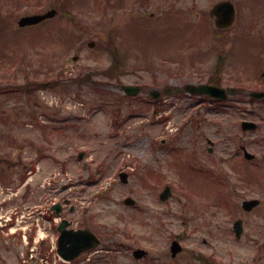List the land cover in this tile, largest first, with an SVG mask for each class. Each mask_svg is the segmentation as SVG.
Wrapping results in <instances>:
<instances>
[{
  "label": "rangeland",
  "instance_id": "1",
  "mask_svg": "<svg viewBox=\"0 0 264 264\" xmlns=\"http://www.w3.org/2000/svg\"><path fill=\"white\" fill-rule=\"evenodd\" d=\"M59 1L0 0L13 37L0 44V186L15 194L30 162L39 166L0 214L22 200L28 212V195L39 201L50 182L52 200H70L64 216L100 240L70 264H264V100L247 95L264 86V0H229L235 19L225 30L210 14L223 0ZM50 8L52 20L18 28L22 15ZM213 72L230 91L226 101L184 89L213 80ZM120 84L143 90L126 97ZM150 89L165 95L153 101ZM241 120L258 128L242 132ZM241 145L254 160L244 159ZM164 186L172 197L161 202ZM126 197L135 207L122 204ZM249 198L261 204L246 214L240 204ZM176 235L184 250L172 259ZM25 245L0 233V264H35L26 262ZM135 248L148 256L134 260ZM42 250L31 255L36 264Z\"/></svg>",
  "mask_w": 264,
  "mask_h": 264
},
{
  "label": "water",
  "instance_id": "2",
  "mask_svg": "<svg viewBox=\"0 0 264 264\" xmlns=\"http://www.w3.org/2000/svg\"><path fill=\"white\" fill-rule=\"evenodd\" d=\"M214 12H217L218 14L222 12L223 13L222 18L225 23L224 25L227 26L230 24L232 20V15H233V11L230 5L217 6ZM54 15H55V11L50 10L43 15H33V16L23 17L20 19L18 24L19 26L36 24L46 18L54 17ZM124 90L130 95H134L138 91L136 87H129V86L124 87ZM189 90L192 93L207 94L213 98L220 99V100H224L227 97L224 89L217 88V87L210 86V85H200L196 88L190 86ZM156 94L153 95V97H156L157 96ZM249 96L254 99H261L264 97V93L263 92H250ZM241 127L243 131L256 129L255 124L248 123V122L242 123ZM245 157L251 158V156L248 155L246 152H245ZM120 177H121L122 182L126 181L125 174H121ZM168 192H169L168 188H165L163 192L159 195L160 200H166L169 195ZM123 203L127 206L134 205V201L130 198L125 199ZM258 203L259 202L257 200L245 201L243 202V209L246 211H250L252 208L257 206ZM54 208L56 209V212L58 213L59 212L58 205H56ZM65 225L66 223L63 222L58 228L61 234L58 238L57 252L60 254V256L63 259L72 260L76 256H78L81 252L91 249L92 247L98 244V241L96 240V238L90 231L88 230H80L76 232L65 231L63 230ZM234 232H235L236 237L239 238L242 232L241 221L238 220L234 223ZM180 251H181V248L179 247L177 242H173L170 247L171 256L175 257L176 254L179 253ZM132 255L135 259H141L142 257L146 255V252L141 249H137L132 252Z\"/></svg>",
  "mask_w": 264,
  "mask_h": 264
},
{
  "label": "flooded vegetation",
  "instance_id": "3",
  "mask_svg": "<svg viewBox=\"0 0 264 264\" xmlns=\"http://www.w3.org/2000/svg\"><path fill=\"white\" fill-rule=\"evenodd\" d=\"M1 16V15H0ZM5 23V21L0 17V42L2 43V44H4V43H9V41L11 40H13V37H9L8 35H7V31H6V23ZM222 82V81H221ZM219 83V82H218ZM220 84V83H219ZM9 88L7 87V88H3V90H2V93H8V91L10 92V90H8ZM207 143H209V139H207ZM211 145H213V142H211ZM240 148V150H241V152H242V154H243V151H244V146H240L239 147ZM67 188H68V186H64L63 188H62V190H67ZM52 192H53V190H52V188L51 189H49L48 190V192H47V194H46V196L45 197H42L41 199H42V201H43V206H42V202H41V200H39V201H37V202H39V205L41 206V207H46V206H44V204L46 205H49V206H51L50 204L52 203ZM40 198V197H39ZM249 199H252V198H249ZM37 199H36V196H35V194H33V196H32V201H36ZM195 201V200H194ZM207 201V200H206ZM61 202H64L65 204H64V206H62L61 205ZM61 202H58V203H60V206H61V208H62V212L64 211V209L63 208H66V204L68 203V199L66 200V199H64V198H62L61 199ZM194 203V202H193ZM198 206H202L203 204L201 203V204H197ZM204 205H205V203H204ZM193 207L196 209V210H199V208L198 207H196V204H193ZM74 209V208H73ZM69 212H72V211H70L69 210ZM246 214H250L251 212H245ZM240 219V218H239ZM241 220V222H242V227H243V229H244V221L242 220V219H240ZM242 235H243V231H242ZM242 235H241V237H240V239L242 238ZM178 237V235H176V236H174L173 238H171L169 241L171 242V241H177V238ZM203 243H206V240L205 239H203ZM201 259V257H198L197 258V261H199ZM205 262H206V260H205Z\"/></svg>",
  "mask_w": 264,
  "mask_h": 264
}]
</instances>
